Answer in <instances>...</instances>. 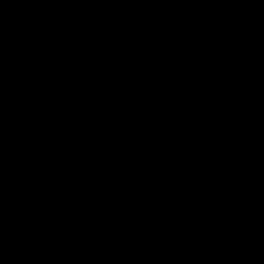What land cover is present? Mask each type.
<instances>
[{
  "label": "water",
  "instance_id": "95a60500",
  "mask_svg": "<svg viewBox=\"0 0 264 264\" xmlns=\"http://www.w3.org/2000/svg\"><path fill=\"white\" fill-rule=\"evenodd\" d=\"M0 264H264V0H0Z\"/></svg>",
  "mask_w": 264,
  "mask_h": 264
}]
</instances>
